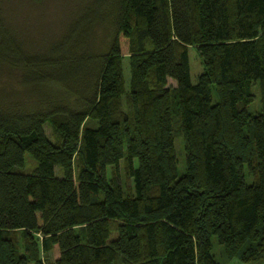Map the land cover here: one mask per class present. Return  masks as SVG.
I'll return each mask as SVG.
<instances>
[{
    "label": "trees",
    "instance_id": "obj_1",
    "mask_svg": "<svg viewBox=\"0 0 264 264\" xmlns=\"http://www.w3.org/2000/svg\"><path fill=\"white\" fill-rule=\"evenodd\" d=\"M0 71V264H264V0H86L36 50L0 15Z\"/></svg>",
    "mask_w": 264,
    "mask_h": 264
},
{
    "label": "rangeland",
    "instance_id": "obj_2",
    "mask_svg": "<svg viewBox=\"0 0 264 264\" xmlns=\"http://www.w3.org/2000/svg\"><path fill=\"white\" fill-rule=\"evenodd\" d=\"M86 0H0V15L21 39L25 45L36 50L43 48L60 34L63 33L68 22L74 17ZM191 64V80L196 82L197 76L203 70L202 59L195 47L189 48ZM126 77L129 80L128 57L124 59ZM175 80L169 79L168 85L175 86ZM8 90L23 89L19 76L16 72L0 71V87ZM251 110L259 109V103L252 105ZM46 132L51 136L50 126H46ZM176 154L178 158L179 171L185 170V149L181 138L175 140ZM37 162L28 153L25 155V165L21 169L24 172H33ZM125 162L122 160L119 166V178L123 185H131L132 180L127 174ZM58 175H62V169L57 168ZM111 173L109 169V174ZM223 247L213 237L212 252L219 258ZM226 264H245L238 259H233Z\"/></svg>",
    "mask_w": 264,
    "mask_h": 264
}]
</instances>
